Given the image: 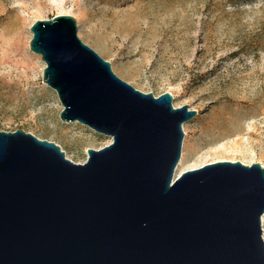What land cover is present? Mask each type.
Here are the masks:
<instances>
[{
    "label": "water",
    "instance_id": "obj_1",
    "mask_svg": "<svg viewBox=\"0 0 264 264\" xmlns=\"http://www.w3.org/2000/svg\"><path fill=\"white\" fill-rule=\"evenodd\" d=\"M30 30L60 119L111 142L78 163L53 141L0 130V264H264V164L174 176L196 110L119 78L69 14Z\"/></svg>",
    "mask_w": 264,
    "mask_h": 264
},
{
    "label": "rangeland",
    "instance_id": "obj_2",
    "mask_svg": "<svg viewBox=\"0 0 264 264\" xmlns=\"http://www.w3.org/2000/svg\"><path fill=\"white\" fill-rule=\"evenodd\" d=\"M60 10L119 78L196 110L182 125L181 166L201 156L197 167L264 164V0H0V130L53 141L78 163L111 142L60 119L45 63L29 49L31 23Z\"/></svg>",
    "mask_w": 264,
    "mask_h": 264
},
{
    "label": "bare ground",
    "instance_id": "obj_3",
    "mask_svg": "<svg viewBox=\"0 0 264 264\" xmlns=\"http://www.w3.org/2000/svg\"><path fill=\"white\" fill-rule=\"evenodd\" d=\"M59 13H61V14H66L67 12L65 11V10H60L59 11ZM40 55V54H39ZM41 56V55H40ZM46 65V64H45ZM235 143H238V140H236V142ZM221 146V144H219L218 146H216V147H220ZM213 157H219V156H222L223 157V155H212ZM214 159V158H213ZM219 159H228V158H219ZM231 160H233V159H231ZM204 160H203V157L201 156L199 159H198V162L197 161H195L194 163H192V164H187L186 166H181L182 165V158H180V160H179V163L176 165V167H175V172H174V176H176V175H178L179 173H181L182 172V170H184L185 168L187 169V168H193V167H197L198 165H200V164H202V162H203Z\"/></svg>",
    "mask_w": 264,
    "mask_h": 264
}]
</instances>
